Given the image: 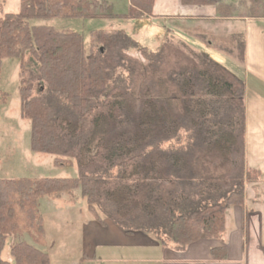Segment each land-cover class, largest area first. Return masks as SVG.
<instances>
[{"label":"trees","instance_id":"obj_1","mask_svg":"<svg viewBox=\"0 0 264 264\" xmlns=\"http://www.w3.org/2000/svg\"><path fill=\"white\" fill-rule=\"evenodd\" d=\"M5 1L0 76L4 59L20 60V114L30 122V148L54 156L57 166L76 165L78 177L0 179V264H51L36 247L47 244L40 200L67 193L76 203L77 190L100 226L106 218L125 234L150 235L163 249L221 240L227 210L242 206L246 184L259 178L245 165V82L208 54L195 59L172 43L152 51L124 31H94L86 50L80 33L29 25L154 18L155 0H129L126 14L105 0H20L17 14L3 15ZM181 4L214 7L220 19L264 18V0ZM235 44L217 48L242 66L244 37ZM7 99L0 89V105ZM25 235L33 244L15 241ZM212 254L225 260L226 248Z\"/></svg>","mask_w":264,"mask_h":264},{"label":"rangeland","instance_id":"obj_2","mask_svg":"<svg viewBox=\"0 0 264 264\" xmlns=\"http://www.w3.org/2000/svg\"><path fill=\"white\" fill-rule=\"evenodd\" d=\"M105 1L114 4L115 13H128L129 0ZM183 9L181 12L184 11ZM19 11L20 0H6L2 4L1 13L3 15L17 14ZM159 12L162 11L157 9V13ZM180 14L185 16V13L179 12L175 15ZM29 25L32 27L48 26L59 31L80 33L84 38L86 50H89L92 45L94 31H124L141 46L152 51H158L164 44L172 43L178 48H182L188 56L197 59L195 53H206L217 64L233 74L235 73L238 78L244 80L246 77L245 73L239 71L237 67L232 69L230 65L233 64V60L229 56L216 49L219 46L229 49L236 47L232 37L245 36V26L242 23L209 22L197 17H156L135 20L48 19L30 21ZM204 35H206V40L203 41V38L200 40L199 36ZM207 40L216 47L207 46ZM133 57L141 59L139 52L133 53ZM229 63L231 64L229 65ZM19 72V59L6 58L3 60L0 89L8 95V99L5 104L0 105V179L77 178L76 165L72 167L57 166L54 163V156L32 152L30 122L23 119L20 114ZM74 195L77 197L76 203H70L71 196L67 193L59 196H47L40 200V212L44 219L47 244L44 247L38 245L36 247L49 255L51 264H91L84 258V248L87 246L83 240L85 229L90 221L93 222V218L88 211L86 200L81 197L80 190L75 191ZM96 227L100 229L98 226ZM15 241H26L33 244L29 235ZM9 250L10 243L4 249L3 256L5 258L10 257Z\"/></svg>","mask_w":264,"mask_h":264},{"label":"crops","instance_id":"obj_3","mask_svg":"<svg viewBox=\"0 0 264 264\" xmlns=\"http://www.w3.org/2000/svg\"><path fill=\"white\" fill-rule=\"evenodd\" d=\"M178 12L185 16L175 15ZM153 13L154 18L197 17L209 22L244 24L245 62L242 66L233 61L234 65H229L246 75L241 79L246 87L245 165L259 178L246 184L243 205L227 210L221 240H201L182 251L163 249L150 235L125 234L103 218L104 227L93 220L84 228V258L91 264H264V18L220 19L214 7H186L181 0H155ZM235 38L232 37L233 43ZM207 46L216 47L211 43ZM219 247L226 248L225 260L212 254Z\"/></svg>","mask_w":264,"mask_h":264}]
</instances>
